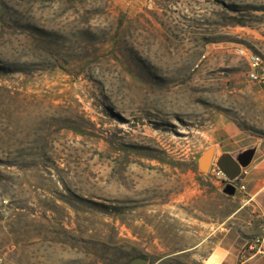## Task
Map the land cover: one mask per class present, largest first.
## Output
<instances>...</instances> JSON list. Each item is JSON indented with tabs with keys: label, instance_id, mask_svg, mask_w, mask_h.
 Instances as JSON below:
<instances>
[{
	"label": "rangeland",
	"instance_id": "374dc122",
	"mask_svg": "<svg viewBox=\"0 0 264 264\" xmlns=\"http://www.w3.org/2000/svg\"><path fill=\"white\" fill-rule=\"evenodd\" d=\"M237 47L264 0H0V264H208L264 153Z\"/></svg>",
	"mask_w": 264,
	"mask_h": 264
},
{
	"label": "crops",
	"instance_id": "0c3cea01",
	"mask_svg": "<svg viewBox=\"0 0 264 264\" xmlns=\"http://www.w3.org/2000/svg\"><path fill=\"white\" fill-rule=\"evenodd\" d=\"M258 84L264 92V81ZM214 139L222 140L219 135ZM240 184L244 185L243 190H239ZM235 187L240 204L232 215L231 225L208 255V264H264V241L261 253L255 251L258 245L248 246L264 232V153H253L248 164L241 168Z\"/></svg>",
	"mask_w": 264,
	"mask_h": 264
},
{
	"label": "water",
	"instance_id": "95a60500",
	"mask_svg": "<svg viewBox=\"0 0 264 264\" xmlns=\"http://www.w3.org/2000/svg\"><path fill=\"white\" fill-rule=\"evenodd\" d=\"M211 155V149H208L201 157V163H203V165L208 164ZM252 155L253 150H248L241 153L237 157H234L229 153H223L218 157L216 164L226 179L229 180V182H227L225 185V192L228 194H233L235 192L236 187L232 181H235L239 178L241 174V168L248 164ZM128 264H148V260L144 256H137L130 259Z\"/></svg>",
	"mask_w": 264,
	"mask_h": 264
},
{
	"label": "built area",
	"instance_id": "2783aa9c",
	"mask_svg": "<svg viewBox=\"0 0 264 264\" xmlns=\"http://www.w3.org/2000/svg\"><path fill=\"white\" fill-rule=\"evenodd\" d=\"M236 51L245 57L246 61L249 64V68L247 70V77L256 83H260L264 81V64L262 57L251 51L250 49L243 48V47H237ZM195 66H198V63L195 64ZM221 172V171H220ZM239 190H243L245 187L244 185H239ZM264 241V232L256 237H254L249 243L248 246L252 248L254 245H258L256 247L255 251L258 253L262 252L261 243ZM255 248V247H254Z\"/></svg>",
	"mask_w": 264,
	"mask_h": 264
}]
</instances>
